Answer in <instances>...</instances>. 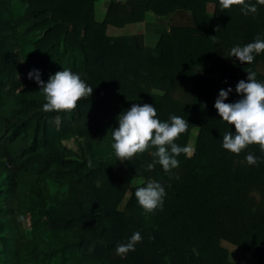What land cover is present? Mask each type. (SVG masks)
Wrapping results in <instances>:
<instances>
[{
  "label": "trees",
  "instance_id": "1",
  "mask_svg": "<svg viewBox=\"0 0 264 264\" xmlns=\"http://www.w3.org/2000/svg\"><path fill=\"white\" fill-rule=\"evenodd\" d=\"M95 1L0 0V169L9 171L0 170V264H236L221 240L264 264V153L258 145L239 155L224 150L222 137L235 127L214 107L229 87L225 103L242 99L236 85L250 69L264 83L256 69L264 53L252 64L229 56L264 39V5L246 0L257 12L244 15L219 0H109L96 20ZM179 11L189 23L169 24L151 46L136 34L128 44L106 33L108 25L141 22L146 12L163 18ZM63 69L93 93L75 110L45 113L44 97L27 93L36 83L28 74L48 81ZM133 104L154 106L161 122L187 120L178 146L189 147L197 128L191 156H178L170 173L147 168L155 148L125 162L111 148L109 131ZM133 179L141 180L131 186ZM149 180L166 192L155 213L134 195ZM42 181L56 186L51 195ZM135 232L142 236L135 251L118 256L116 246Z\"/></svg>",
  "mask_w": 264,
  "mask_h": 264
},
{
  "label": "clouds",
  "instance_id": "2",
  "mask_svg": "<svg viewBox=\"0 0 264 264\" xmlns=\"http://www.w3.org/2000/svg\"><path fill=\"white\" fill-rule=\"evenodd\" d=\"M257 4L264 5V0H257ZM222 9L227 10L233 6H240L244 15L256 13V4L246 0H219ZM264 53V39L257 37L253 42L233 47L229 56L235 57L241 63L252 64L255 57ZM247 81L241 80L236 85V93L242 99L234 103H225L232 88L220 90L214 107L223 122L235 127V134L226 132L222 137V148L231 154L239 155L251 145H258L264 153V83L258 82L256 73L247 72ZM29 79H35L43 94L45 103L42 110L45 113L72 111L77 107L78 101L89 98L93 89L86 84L81 76L70 69H63L50 76L45 83L38 71L28 74ZM118 127L110 130L111 148L120 162L130 161L137 154L148 152L155 148L152 156L153 163L147 168L152 170L159 164L165 173H170L179 167L178 156L186 154L191 156L193 149L188 146H178L175 141L188 130L189 123L180 116H171L169 121L161 122L157 118L156 108L149 104H133L122 112L118 118ZM108 132V133H109ZM248 165L254 166L258 159L249 153L245 157ZM138 204L147 213L162 210L165 188L161 183L149 180L143 187H138L134 193ZM142 241L139 232L133 233L127 243L118 244L115 252L118 256H126L135 251L136 244Z\"/></svg>",
  "mask_w": 264,
  "mask_h": 264
},
{
  "label": "rangeland",
  "instance_id": "3",
  "mask_svg": "<svg viewBox=\"0 0 264 264\" xmlns=\"http://www.w3.org/2000/svg\"><path fill=\"white\" fill-rule=\"evenodd\" d=\"M121 2H125L126 0H119ZM109 3V0H96L93 3V17L96 20H101L103 18V15L105 13V10L107 8V5ZM207 11L208 13L211 11V4L207 5ZM189 13L184 11L176 12L170 16L167 17H156L153 13L146 12L144 15L143 20L138 23H127L123 25L122 27H114V26H107L106 27V33L112 36L113 40L119 41L121 43H133V39L131 38L133 34L139 35V38L137 39L141 45L146 47L150 43L149 41V35L158 34L160 32L167 31L169 24H187L189 23ZM256 69L264 74V64L261 62L256 63ZM45 83L47 81H44ZM27 93L31 94L33 97H44L43 94L40 92V87L37 83L35 85H30L27 89ZM197 134V128H192L190 130V135L188 138V145L192 148L195 138ZM4 172H9L8 169H0ZM141 179H133L130 181V185L133 186L137 183H139ZM47 191L49 195H51L55 189L56 186L53 183L42 181L40 183ZM22 191V190H21ZM128 192L124 194L122 197L119 208L122 207L124 204ZM13 197H8V201H10L13 204ZM23 233L27 231L26 225H24V230L22 229ZM220 245L224 247L227 251V259L231 262H234L236 264H252L254 262V257L247 252L246 250L233 245L225 240L220 241Z\"/></svg>",
  "mask_w": 264,
  "mask_h": 264
},
{
  "label": "crops",
  "instance_id": "4",
  "mask_svg": "<svg viewBox=\"0 0 264 264\" xmlns=\"http://www.w3.org/2000/svg\"><path fill=\"white\" fill-rule=\"evenodd\" d=\"M138 23H140V22H138ZM159 34V33H158ZM158 34H152V35H149V45H147V46H151V45H153L154 44V42L156 41V38H157V36H158Z\"/></svg>",
  "mask_w": 264,
  "mask_h": 264
}]
</instances>
